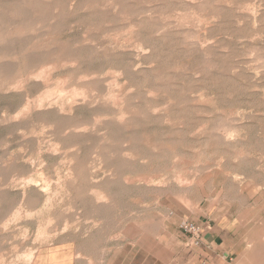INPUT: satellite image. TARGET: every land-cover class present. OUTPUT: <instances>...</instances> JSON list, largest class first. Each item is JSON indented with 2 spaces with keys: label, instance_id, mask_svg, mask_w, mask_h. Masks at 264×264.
Wrapping results in <instances>:
<instances>
[{
  "label": "rangeland",
  "instance_id": "obj_1",
  "mask_svg": "<svg viewBox=\"0 0 264 264\" xmlns=\"http://www.w3.org/2000/svg\"><path fill=\"white\" fill-rule=\"evenodd\" d=\"M0 264H264V0H0Z\"/></svg>",
  "mask_w": 264,
  "mask_h": 264
},
{
  "label": "built area",
  "instance_id": "obj_2",
  "mask_svg": "<svg viewBox=\"0 0 264 264\" xmlns=\"http://www.w3.org/2000/svg\"><path fill=\"white\" fill-rule=\"evenodd\" d=\"M182 232L188 238V246H198L202 243V227L194 222L184 221L180 226Z\"/></svg>",
  "mask_w": 264,
  "mask_h": 264
},
{
  "label": "bare ground",
  "instance_id": "obj_3",
  "mask_svg": "<svg viewBox=\"0 0 264 264\" xmlns=\"http://www.w3.org/2000/svg\"><path fill=\"white\" fill-rule=\"evenodd\" d=\"M48 68H49V67H48ZM47 81H48V80H47ZM58 85H59V84H58ZM59 86H60V85H59ZM59 86H58V87H59ZM58 87H57V88H58ZM57 88H56V89H57ZM59 88H60V87H59ZM60 89H61V88H60ZM58 90H59V89H58ZM66 92H67V91H66ZM69 92H70V91H69ZM72 92H73V91H72ZM91 93H92V92H91ZM55 94H56V93H55ZM70 94H71V93H70ZM63 95H64V94H63ZM76 96H77V95H76ZM80 97H81V96H80ZM114 99H116V98H114ZM72 101H73V100H72ZM105 118H106V117H105ZM151 166H152V165H151ZM146 179H147V178H146ZM151 180H152V179H151ZM127 181H129V180H127ZM158 185H159V184H158ZM37 236H38V235H37ZM29 257H30V256H29ZM30 260H31V257H30ZM28 261H29V260H28Z\"/></svg>",
  "mask_w": 264,
  "mask_h": 264
},
{
  "label": "crops",
  "instance_id": "obj_4",
  "mask_svg": "<svg viewBox=\"0 0 264 264\" xmlns=\"http://www.w3.org/2000/svg\"><path fill=\"white\" fill-rule=\"evenodd\" d=\"M207 232V231H206ZM208 233V232H207ZM203 237H204V235H203Z\"/></svg>",
  "mask_w": 264,
  "mask_h": 264
}]
</instances>
